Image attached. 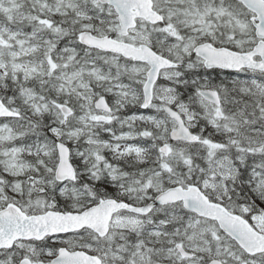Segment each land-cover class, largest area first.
Segmentation results:
<instances>
[{
  "label": "snow or ice",
  "instance_id": "snow-or-ice-1",
  "mask_svg": "<svg viewBox=\"0 0 264 264\" xmlns=\"http://www.w3.org/2000/svg\"><path fill=\"white\" fill-rule=\"evenodd\" d=\"M0 264H264V0H0Z\"/></svg>",
  "mask_w": 264,
  "mask_h": 264
}]
</instances>
